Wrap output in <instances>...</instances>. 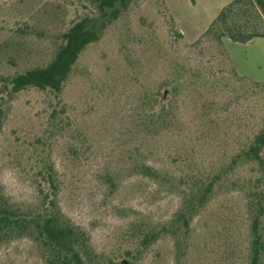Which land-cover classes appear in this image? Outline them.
<instances>
[{"label":"rangeland","instance_id":"obj_1","mask_svg":"<svg viewBox=\"0 0 264 264\" xmlns=\"http://www.w3.org/2000/svg\"><path fill=\"white\" fill-rule=\"evenodd\" d=\"M166 2L176 21L161 0H138L114 21L80 56L60 103L31 88L0 96V187L35 207L40 173H55L62 212L95 261L264 264V212L256 248L251 235L264 147L258 157L250 148L264 129V82L237 74L216 40H199L231 0ZM92 11L88 0H0V88L47 66ZM230 21L264 31L253 11ZM258 52L233 55L251 63ZM215 176L208 203L182 216L196 177ZM0 264L47 263L21 237L0 245Z\"/></svg>","mask_w":264,"mask_h":264},{"label":"trees","instance_id":"obj_2","mask_svg":"<svg viewBox=\"0 0 264 264\" xmlns=\"http://www.w3.org/2000/svg\"><path fill=\"white\" fill-rule=\"evenodd\" d=\"M136 1L138 0H88L93 11L72 22L69 29L62 35V44L58 47L51 62L45 67L30 69L15 75L0 88V96L6 93L17 94L31 88L49 92L60 103L63 89L82 53L89 45L100 41L107 28ZM161 2L170 13L166 1L161 0ZM241 11H253L260 21V28L264 30V0H233L222 9L199 39L216 40L234 70L235 67L223 39L227 37L233 42L248 43L256 38H264V31L261 32L257 27L248 31V23L244 25L230 21L234 15ZM171 18L174 19L172 15ZM179 36L182 37L180 33ZM257 84L259 85V83ZM167 94V99H169L170 93ZM166 107L168 106L165 104L162 107L163 110ZM163 110L157 107L154 114L160 117ZM263 147L264 129L256 136L250 148L254 156L258 157ZM40 174L38 185L40 203L35 207L25 208L12 203L0 187V245L17 238L28 237L36 241L42 248L47 264H114L112 259L103 258L95 261L92 258L85 232L62 212L58 195L60 183L57 180V175L51 171ZM196 178L198 180L195 184L197 192L192 191L193 200L181 212L182 216L199 212L208 203L215 185L221 179L220 176H215L209 184H206L202 178ZM262 188L261 185L258 190L260 195L257 193L260 205L263 196ZM195 198L196 201L193 202ZM263 212L264 208L261 205L251 220V235L255 248L261 240L260 225ZM134 237L138 238L139 236L135 235ZM146 238L145 236L142 238V246L146 243ZM130 255L131 253L127 251L126 256ZM256 255H258L257 252ZM252 264H257L256 258Z\"/></svg>","mask_w":264,"mask_h":264},{"label":"crops","instance_id":"obj_3","mask_svg":"<svg viewBox=\"0 0 264 264\" xmlns=\"http://www.w3.org/2000/svg\"><path fill=\"white\" fill-rule=\"evenodd\" d=\"M232 1L233 0H231V2ZM223 42L229 54H231L230 58L237 74H239L240 76H245L256 82H264V38H256L248 43L233 42L229 38H226L223 40ZM234 46H246L247 48H255L257 49V51H259V54L253 57L251 63L246 58H241V60H238L235 59L233 55Z\"/></svg>","mask_w":264,"mask_h":264}]
</instances>
